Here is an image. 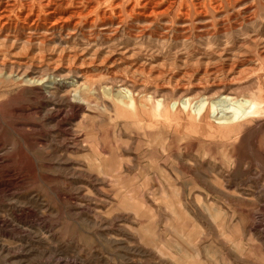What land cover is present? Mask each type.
Wrapping results in <instances>:
<instances>
[{
  "label": "rangeland",
  "instance_id": "374dc122",
  "mask_svg": "<svg viewBox=\"0 0 264 264\" xmlns=\"http://www.w3.org/2000/svg\"><path fill=\"white\" fill-rule=\"evenodd\" d=\"M143 1L56 0L84 64L0 78V264H264V0Z\"/></svg>",
  "mask_w": 264,
  "mask_h": 264
},
{
  "label": "bare ground",
  "instance_id": "6f19581e",
  "mask_svg": "<svg viewBox=\"0 0 264 264\" xmlns=\"http://www.w3.org/2000/svg\"><path fill=\"white\" fill-rule=\"evenodd\" d=\"M21 1V0H20ZM27 1V0H25ZM33 2V0H30ZM29 1V3H30ZM35 1V0H34ZM136 3H140L142 0H134ZM123 2V1H122ZM120 2V4L122 3ZM144 4H142L141 7L146 8L148 6H150L151 8V14H155V10L154 7L158 6L160 3V1L158 0H145L143 1ZM16 0H0V34L1 32H6L7 35H5L2 40L0 39V78H7L8 80H12L13 78V74L18 71L19 69H21V67H24L26 69H30V68H36V69H40V70H44V66L46 67L45 70H52L53 73L57 74V72L59 71L58 69L61 68L62 64H65V66L67 67V72L65 75H69L72 73V65L77 64V62H79L80 58L78 57V55L76 53H72V52H66L65 48H61L60 51L58 52V57L57 59L53 60V57L48 56L47 52H54L55 49H51L50 46L48 45V42L46 41V36L45 34L41 35V38H39V42L38 44H35V40L32 39V33L31 32H38L39 29H41V25L39 24L41 22V20L43 21H47L49 20L50 17H55V15L59 12L61 6L58 5L56 3V0H39L38 1V10L35 13V19L31 22V24L26 23L27 20L34 14L35 11H33V7L31 6V4H29L28 2H21L18 3L19 4V9L21 10L22 8L25 9V13H21L18 14L17 11L15 10L17 4H16ZM142 3V2H141ZM175 4V3H173ZM213 4V3H212ZM35 5V3H34ZM171 5V4H170ZM91 6V5H90ZM99 6V5H98ZM183 0H180V2L177 4L178 7V11H180V7H183ZM93 7V6H92ZM95 7V6H94ZM140 7V6H139ZM171 8L172 6H168L166 8V10L168 8ZM186 8H188V5L185 6ZM18 9V7H17ZM35 9V8H34ZM135 9V6H134ZM133 9V10H134ZM218 9V7H217ZM96 10V8H95ZM166 10H163L161 12H165ZM83 11V10H82ZM91 11V10H90ZM159 11V10H158ZM184 11V10H183ZM203 11V10H202ZM92 12V11H91ZM204 12V11H203ZM159 13V12H157ZM83 14V12H82ZM76 15H81V12L77 9V11H74L71 13V16H76ZM85 15V14H84ZM83 15V16H84ZM82 16V17H83ZM102 16V15H101ZM106 16V15H105ZM59 18H56L54 21L51 22L50 27H52L53 29L57 28V23L59 22V19L61 18L60 16H58ZM69 19V18H68ZM65 19V20H68ZM111 19V18H110ZM18 21H21L22 23L28 24V25H17ZM85 21V20H84ZM46 23V22H45ZM50 23V22H49ZM47 24V23H46ZM46 24H44L46 26ZM93 24V22H92ZM91 24V25H92ZM95 24V23H94ZM74 28H76V25H73ZM62 28V26H61ZM28 29L30 31H27L26 33H28V37L26 38V40L24 41V43L21 44L20 49L18 52H14L15 47H16V42H15V37L16 34L20 32V30H25ZM50 29V28H48ZM118 29V28H117ZM132 29V28H131ZM39 33V32H38ZM9 34V35H8ZM139 34V33H138ZM10 35H13L12 37H10ZM70 50V49H69ZM80 54V53H79ZM18 56H25L26 57V61H20L17 60ZM56 56V55H55ZM53 58V59H52ZM56 58V57H55ZM232 62V61H231ZM67 64V65H66ZM79 64V65H78ZM78 67H81L84 62H80L78 63ZM196 64V63H195ZM194 64V65H195ZM207 67L208 63H204ZM241 64V63H240ZM239 64V65H240ZM145 65V64H144ZM235 65V62L232 63L230 69L228 70V72L233 68V66ZM185 66V65H184ZM226 66V65H225ZM110 67V66H109ZM205 67L204 73L203 75L198 79V81L195 83H199L201 82L203 79L206 78H210L212 77V81L213 80H217L219 83H221L222 81V77L221 74L223 72V70L221 69H207ZM131 70L133 69V71H137V72H143L144 69L139 67V66H134L132 65ZM192 68V67H191ZM229 68V67H228ZM227 68V69H228ZM196 69V67H195ZM111 70V69H110ZM9 71V73L7 72ZM227 72V71H226ZM7 74V76H5V74ZM133 75V74H132ZM135 75V74H134ZM183 76H192V72L185 70L183 71ZM175 78V77H174ZM182 78V77H181ZM169 80V79H168ZM167 80V81H168ZM206 81V80H205ZM177 82V81H176ZM175 82V83H176ZM179 82V81H178ZM177 82V83H178ZM189 82V81H188ZM167 83V82H166ZM176 83V85H177ZM217 83V82H216ZM225 86H218V88H222L221 91ZM184 90V89H183ZM220 90V89H219ZM201 91V90H200ZM219 91V92H221ZM128 92H130L128 90ZM184 92V91H183ZM130 95L131 92H130ZM222 95V94H221ZM130 97V96H127ZM181 98V97H180ZM182 99V98H181ZM152 101V100H151ZM199 102V101H198ZM130 103V102H129ZM183 105L187 106L189 104V101L184 100L183 99ZM196 103V102H195ZM221 103V102H220ZM152 104V103H151ZM210 104L211 108L214 109L215 108V102L211 103L210 101H208V99H200V103L199 104H195L196 109L198 108V110H202L206 105ZM173 106V105H172ZM209 106V105H208ZM207 106V107H208ZM139 107V106H138ZM153 107V106H152ZM178 107V106H177ZM176 107V108H177ZM181 109V108H180ZM172 110V109H171ZM208 110V109H207ZM153 111V110H152ZM175 111V110H174ZM138 113V112H137ZM180 113V112H179ZM139 114V113H138ZM223 116V115H222ZM218 118L219 119H224L223 117ZM236 116V115H235ZM208 117V116H207ZM228 118V117H227ZM221 119V120H222ZM232 119V118H231ZM229 121V120H228ZM219 122V121H218ZM225 122V121H224ZM232 122V121H231ZM226 123V122H225Z\"/></svg>",
  "mask_w": 264,
  "mask_h": 264
}]
</instances>
